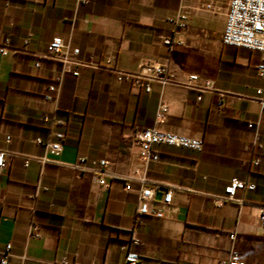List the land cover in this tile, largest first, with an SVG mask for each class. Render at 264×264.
I'll use <instances>...</instances> for the list:
<instances>
[{
	"label": "crops",
	"instance_id": "1",
	"mask_svg": "<svg viewBox=\"0 0 264 264\" xmlns=\"http://www.w3.org/2000/svg\"><path fill=\"white\" fill-rule=\"evenodd\" d=\"M203 5L0 0V45L9 39L7 54L0 53V260L10 244L5 264H126V251L140 256L138 264H218L231 250L245 264H264V228L258 223L264 205L260 54L222 43L228 0ZM179 10L189 19L175 29L166 19ZM159 35L183 44L166 46ZM55 36L78 48L81 59L111 57L117 71L166 62L173 81H152L146 91L117 80L113 70L78 67L74 76L57 61L42 59L35 66ZM59 75L54 99H44ZM208 79L214 91L191 87ZM162 105L167 109L158 120ZM249 121L256 128H248ZM138 128L199 138L203 148L157 145L159 160L143 164L133 138ZM256 131L261 148L253 146ZM47 141L61 142V152L50 154ZM79 156L108 161L105 184L72 166ZM232 178L255 188L217 205ZM140 179L159 186L155 200L164 188L172 189L169 217L137 216Z\"/></svg>",
	"mask_w": 264,
	"mask_h": 264
},
{
	"label": "built area",
	"instance_id": "2",
	"mask_svg": "<svg viewBox=\"0 0 264 264\" xmlns=\"http://www.w3.org/2000/svg\"><path fill=\"white\" fill-rule=\"evenodd\" d=\"M189 14L186 10H179L174 17L166 19V22L173 25L175 29L183 28L187 25ZM161 42L166 46H172L174 44L182 45V41L174 40L171 36L159 35ZM221 41L224 45L244 48L250 51H255L260 54V60L256 64V71L259 77L264 81V0H228L227 11L224 26L221 33ZM9 39L5 38L2 45H0V53L6 55ZM28 41H24V45L27 46ZM23 52H27L23 50ZM79 56V49H70L69 45L60 36L53 37L48 45L47 50L44 53L37 54V60L35 66H39L40 60L47 59L57 61L61 65L62 72L69 71L74 76L79 75L78 67H89L93 69H106L113 70L117 73V80H126L132 85L139 88H144L146 91H150V83L152 81L159 82L162 85L171 83L173 81V74L169 69V65L166 62L158 61H146L142 62L137 71H117L114 68L113 60L109 56L103 57L101 60L96 61L92 58L81 59ZM61 75L55 77L53 82L47 86V92L43 95L44 99H54L53 93L58 91L61 83ZM191 80H197V75H191ZM198 91H214V82L212 80H205L200 86H191ZM256 95L258 102L262 109H264V87H258L256 89ZM199 98V97H198ZM223 101L218 102V106H222ZM167 107L162 105L160 111L157 114V119L161 120L163 112ZM44 121H48L51 124L58 123L55 119H50L47 116L43 117ZM248 128H256L254 122L249 121L247 123ZM54 135L59 139L64 137L61 132H54ZM259 132L256 131L253 146L257 148L262 147V142L258 140ZM134 143L138 147L139 159L143 164L150 161H158L160 154L154 149V146L165 145L176 148H184L195 151H200L203 148V141L199 138L188 137L185 135L174 134L170 132H164L155 128H138L134 131ZM264 139V135H261ZM36 142L42 143L37 138ZM46 150L52 155H58L62 150L61 142H45ZM254 164L259 163V158L253 160ZM108 165L106 159H92L88 160L85 156H79L77 161L72 165L75 169L81 172H88L97 176V182L99 184H105L104 175L105 168ZM4 166L3 152L0 151V168ZM141 180V187L139 190V204L137 207V216H154L157 218L169 217V208L172 204L173 191L171 188H164L162 190V197L160 200H155V193L160 189L158 185L145 184L144 179ZM129 182L124 183V188L129 189ZM255 188L254 183L247 180H241L238 178H232L229 183L224 187V192L219 195L215 202L220 205L226 201H236V192L238 190H253ZM258 223L260 227L264 228V205L261 207V211L258 217ZM229 238L235 239V234L230 233ZM133 243H137V240H132ZM10 249V244L5 246L4 254L0 260L2 264L7 263V255ZM122 249L127 250V246L123 245ZM141 258L138 254L131 251L125 253L126 264H138ZM41 264H68L63 263H41ZM80 264V263H74ZM218 264H245L240 260L238 253L234 250L229 252V256L226 259L220 260Z\"/></svg>",
	"mask_w": 264,
	"mask_h": 264
},
{
	"label": "rangeland",
	"instance_id": "3",
	"mask_svg": "<svg viewBox=\"0 0 264 264\" xmlns=\"http://www.w3.org/2000/svg\"><path fill=\"white\" fill-rule=\"evenodd\" d=\"M190 2V4L192 5L193 9L195 8V6H204L203 5V0H188Z\"/></svg>",
	"mask_w": 264,
	"mask_h": 264
}]
</instances>
